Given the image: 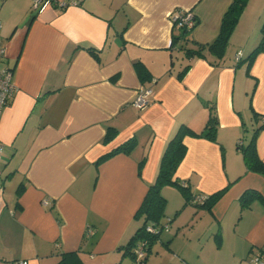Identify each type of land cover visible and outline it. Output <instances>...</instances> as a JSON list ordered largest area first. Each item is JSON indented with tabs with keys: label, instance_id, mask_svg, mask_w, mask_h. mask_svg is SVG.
<instances>
[{
	"label": "crops",
	"instance_id": "0c3cea01",
	"mask_svg": "<svg viewBox=\"0 0 264 264\" xmlns=\"http://www.w3.org/2000/svg\"><path fill=\"white\" fill-rule=\"evenodd\" d=\"M59 1L34 10L32 0H0V66L16 86L0 111V264H56L68 252L84 264L124 260L167 141L181 124L202 130L210 108L216 139L185 136L174 178L195 197L224 192L206 210L166 185L161 222L176 228L170 243L191 227L183 248H170L182 264H193V239L196 264H240L264 244V175L246 169L240 148L264 119V52L246 59L264 0L247 1L220 59L186 56L170 14L196 17L186 44L195 48L218 35L233 0ZM139 86L151 89L143 107L132 104ZM122 144L127 152L97 163ZM255 149L264 162V128ZM248 189L263 200L242 208Z\"/></svg>",
	"mask_w": 264,
	"mask_h": 264
},
{
	"label": "trees",
	"instance_id": "16d2710c",
	"mask_svg": "<svg viewBox=\"0 0 264 264\" xmlns=\"http://www.w3.org/2000/svg\"><path fill=\"white\" fill-rule=\"evenodd\" d=\"M248 0H233L227 11L222 17L220 31L218 35L207 44H198L195 43V48L187 46V36L191 30H188L184 25L178 26L176 23H173V29L177 30V34H173L172 43L175 44L178 41H181L180 48L184 50V53L188 57H205L211 55L216 59H220L223 57L226 46L228 44L229 37L236 26L240 13L244 9ZM195 19V26L197 24V19ZM261 37L256 45V47L249 53L247 56V60L249 63L253 61V59L259 54L264 52V21L260 27ZM93 52L92 49H90ZM94 53V52H93ZM136 71L142 80L148 78L149 74L141 63L135 64ZM218 127V122L216 118V114L214 110L210 108L208 119L204 128L200 131H194L186 124H181L175 131V133L170 137L167 141L163 153L160 158V163L157 171V175L153 183L148 186L147 192L136 211L135 217L140 218L142 220L141 226L136 230V232L129 239L127 244L123 246V254L131 255L134 257L132 252L133 246L136 242L140 240H145L146 243V251L150 250L151 242L154 238L158 236V234H150L145 231V226L148 222H156L162 224L161 220L164 217V209L166 205V199L161 193V190L166 185H173L177 187L181 194L184 197L185 203H192L194 206L210 210L214 203L220 198L224 189L216 191L212 194L204 196L201 201L193 202L195 198L194 194L191 191L190 186L185 181H179L174 178V174L177 166L183 159L186 147L183 143V139L185 136H193V137H203L208 138L210 140L216 139V131ZM264 128V119L260 126H258L249 141V143L240 148L243 152L244 163L246 169L258 172L264 175V162L259 159L256 149H255V137L260 129ZM111 133L106 134V139L111 137ZM129 149V145L122 144L110 151L109 153L101 156L97 163H100L114 154L119 152H127ZM22 188L20 185L18 187V192ZM261 199L262 196L258 191L254 189L245 190L244 193L240 196L241 207L248 206L253 200ZM148 249V250H147ZM147 255H144V258L139 262H145ZM56 264H84L80 259L77 252H68L61 254L59 261Z\"/></svg>",
	"mask_w": 264,
	"mask_h": 264
},
{
	"label": "built area",
	"instance_id": "2783aa9c",
	"mask_svg": "<svg viewBox=\"0 0 264 264\" xmlns=\"http://www.w3.org/2000/svg\"><path fill=\"white\" fill-rule=\"evenodd\" d=\"M48 4H55L59 7H63L66 3L59 0H32L31 7L34 10H41ZM172 23H176L178 26L184 25L188 30H192L195 27L194 15L190 10L179 9L170 14ZM4 56V48L0 46V60ZM236 57H239V52ZM13 69L7 66H0V111L8 103L12 94L16 90V86L12 79ZM151 89L148 86H139L136 90L135 98L132 102L135 107H143L148 104ZM204 196L199 195L193 199V202L201 201ZM169 226L168 221L165 223L148 222L145 226V231L150 234H159L161 229H167ZM91 230L87 229L86 235L91 234ZM146 241L140 240L132 248L134 257L140 261L144 258L146 250ZM9 264H28L25 260L12 261ZM240 264H264V244L250 253Z\"/></svg>",
	"mask_w": 264,
	"mask_h": 264
},
{
	"label": "rangeland",
	"instance_id": "374dc122",
	"mask_svg": "<svg viewBox=\"0 0 264 264\" xmlns=\"http://www.w3.org/2000/svg\"><path fill=\"white\" fill-rule=\"evenodd\" d=\"M139 224H141V220L139 221ZM175 229V227L169 226L167 229H161L158 236L151 242L150 250L147 249L149 253L145 250V256L146 254L148 255L145 262H139L135 257L126 255L124 256L125 259L120 260L118 264H182L181 260L177 259L176 256H173L174 254L171 253L170 248L175 251H180V249L183 248V242H185V240L192 235V231L190 226L180 229L178 235L175 236L170 243L166 238L169 235L173 237L176 233ZM195 244L196 243L193 239L191 244H187L186 246L187 252L191 254V261L193 264L198 263L195 260L196 258H194V253H197V251H195Z\"/></svg>",
	"mask_w": 264,
	"mask_h": 264
}]
</instances>
